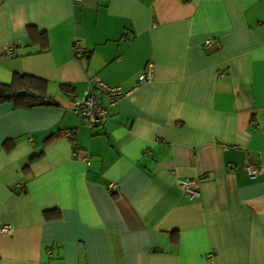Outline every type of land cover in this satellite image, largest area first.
Masks as SVG:
<instances>
[{"label": "crops", "instance_id": "obj_1", "mask_svg": "<svg viewBox=\"0 0 264 264\" xmlns=\"http://www.w3.org/2000/svg\"><path fill=\"white\" fill-rule=\"evenodd\" d=\"M16 73L48 97L0 100V264H264V0H0ZM93 75L131 93L89 127Z\"/></svg>", "mask_w": 264, "mask_h": 264}, {"label": "built area", "instance_id": "obj_2", "mask_svg": "<svg viewBox=\"0 0 264 264\" xmlns=\"http://www.w3.org/2000/svg\"><path fill=\"white\" fill-rule=\"evenodd\" d=\"M83 0H74V2H81ZM209 44V41L206 42ZM10 48L8 51H11ZM72 51L76 58L83 56V50L79 41H74L72 44ZM155 65L152 62L147 63L143 73L139 77V83L144 84L150 82L154 78ZM97 92L103 94L107 99V104L101 103V98ZM131 92L123 89L121 86L110 85L103 81L98 75L90 76L87 79V86L85 87L83 94L73 101L72 109L81 117L87 120L89 127H93L99 123L103 118L109 115L110 109L116 106L122 99L127 97ZM64 137L74 140V133L71 130H65L62 132ZM86 162L89 161L88 155L83 157ZM247 174L250 177H255L261 170V166L255 163H247ZM180 188L185 195L190 198H196L200 195V189L198 182L194 178H189L184 181H180ZM109 190L113 193L116 190L115 183L109 185ZM11 227L9 225L3 226V232H9Z\"/></svg>", "mask_w": 264, "mask_h": 264}, {"label": "trees", "instance_id": "obj_3", "mask_svg": "<svg viewBox=\"0 0 264 264\" xmlns=\"http://www.w3.org/2000/svg\"><path fill=\"white\" fill-rule=\"evenodd\" d=\"M28 35L31 38V44H36L37 42L41 44L42 51H46L49 48V40L47 33L45 31H39L36 27L31 26L28 30ZM64 91L70 89L68 85H61ZM26 90V91H35L38 93V98L30 97L29 95H17V91ZM48 82L43 79L35 78L30 75L16 73L12 79V82L9 84L0 83V100L16 98L17 100L26 99L31 101L33 104H42L45 102L48 97ZM6 92L14 93L13 97H3L2 94ZM58 136H64L63 133ZM51 138V137H50ZM39 156V153L33 154L29 158V163L35 161ZM51 216H47L50 218Z\"/></svg>", "mask_w": 264, "mask_h": 264}, {"label": "water", "instance_id": "obj_4", "mask_svg": "<svg viewBox=\"0 0 264 264\" xmlns=\"http://www.w3.org/2000/svg\"><path fill=\"white\" fill-rule=\"evenodd\" d=\"M16 94L17 95H25V94H27V95H29L30 97H33V98H38L39 97L38 93H36L35 91L19 90V91H17ZM13 95H14V93H12V92H6V93L2 94L3 97H10V96H13Z\"/></svg>", "mask_w": 264, "mask_h": 264}]
</instances>
